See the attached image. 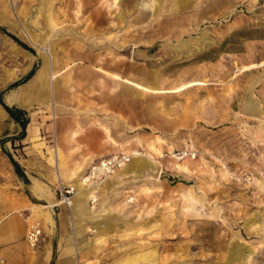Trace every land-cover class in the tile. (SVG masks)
Masks as SVG:
<instances>
[{
    "label": "rangeland",
    "instance_id": "rangeland-1",
    "mask_svg": "<svg viewBox=\"0 0 264 264\" xmlns=\"http://www.w3.org/2000/svg\"><path fill=\"white\" fill-rule=\"evenodd\" d=\"M154 1L0 0V206L29 197L45 237L12 160L74 184L140 152L151 165L86 200L85 264H264V0ZM5 106L27 112L26 131Z\"/></svg>",
    "mask_w": 264,
    "mask_h": 264
},
{
    "label": "crops",
    "instance_id": "crops-1",
    "mask_svg": "<svg viewBox=\"0 0 264 264\" xmlns=\"http://www.w3.org/2000/svg\"><path fill=\"white\" fill-rule=\"evenodd\" d=\"M29 83L23 87L27 86ZM21 89L22 87L20 90ZM31 101L33 100L29 102ZM29 102L27 104H29ZM26 105L22 106L26 108ZM31 132L32 130L29 129V137L32 136ZM58 158L59 156H56V168H59ZM23 167H26L27 171L32 174H40V177H49L47 178L48 184L50 183L48 185L47 182L39 180V177L36 175L33 177L34 180H31L27 171H24L27 180L32 183V186L35 181L41 185L38 192L39 195L33 191V196L44 202L40 215L44 218L42 219V223L45 227L46 234L37 250H30L26 242L28 220L29 215L31 212L35 211V206L37 205H35L29 197L24 196L20 197L18 201L15 202L12 197L13 195L10 196L6 193V198L0 206V264H83L88 258L86 249L87 242L84 236L87 234L86 229L89 225L88 217L90 215L83 214L82 211L78 214L76 212L78 210V208L76 209L78 187L75 182H77L78 179L74 178V185L77 188L74 206L68 208L64 205H57L56 195L53 188L50 187V185L56 183L59 176L63 179V175H61L60 172L56 177L52 176V174L45 175L44 173L46 172L43 170L45 166H43L41 162L36 161H29V164ZM89 193L90 190H88V199ZM49 201L53 202L55 206L52 208L46 207L49 205Z\"/></svg>",
    "mask_w": 264,
    "mask_h": 264
},
{
    "label": "bare ground",
    "instance_id": "bare-ground-1",
    "mask_svg": "<svg viewBox=\"0 0 264 264\" xmlns=\"http://www.w3.org/2000/svg\"><path fill=\"white\" fill-rule=\"evenodd\" d=\"M154 2L156 3V0ZM43 71H44L43 68H41L37 72V74L33 77L32 81L27 86L22 87V89L18 93L19 104L26 105L30 100L37 99L39 96L42 95L43 88H44V80H43L44 72ZM251 94H253V93H251ZM254 110H255V104L250 102L249 105L247 106V111L248 112H254ZM132 155L134 156V159L130 164L127 165V167H125V169L122 170V172H121L122 176H127V174H129V173H132V174L139 173V172L143 171L146 168V166L151 165V163H147L142 158L143 157L142 153L133 152ZM56 156H59V151L57 148L53 150V160H54L53 162H54L55 166H57ZM118 176H120V174L113 176V180L115 178H117ZM74 178L78 179V181L76 182L77 187H78V201H77L76 209L78 208V210L76 212L78 214V213H81V211H82L83 214L92 215L93 211L91 209H89L87 207V204H86V198L88 196V190H90L89 198H91L93 193L98 192V190L101 189V187H99V185H89V184L83 183V179L80 175L79 176L77 175L76 177L74 176ZM58 179H59V181L62 180L60 178V176ZM72 185L75 188L76 194H77L76 186L74 184H72ZM106 185L110 186L111 183L106 182ZM40 187H41V185L35 181L33 186H32V189L34 192H36L38 194ZM75 196H74V198H75ZM74 198L72 200V207L74 206ZM54 206H55V204H53V202H50L49 205L46 207L52 208ZM45 219H48V218H45ZM51 220H52V217H51ZM98 227H99V225H98ZM98 231L99 230H95V232H98Z\"/></svg>",
    "mask_w": 264,
    "mask_h": 264
},
{
    "label": "built area",
    "instance_id": "built-area-1",
    "mask_svg": "<svg viewBox=\"0 0 264 264\" xmlns=\"http://www.w3.org/2000/svg\"><path fill=\"white\" fill-rule=\"evenodd\" d=\"M131 161V156L124 153H117L90 166L86 174L83 176V183L89 185H97L107 177L114 175L122 170ZM57 194L59 202L57 205H65L68 208L72 207V200L76 195V190L72 184H66L63 180L59 181ZM97 202L94 198L92 203ZM44 240V231L41 224L37 221L31 222L28 225L26 242L31 250H36ZM2 264V263H1Z\"/></svg>",
    "mask_w": 264,
    "mask_h": 264
},
{
    "label": "trees",
    "instance_id": "trees-1",
    "mask_svg": "<svg viewBox=\"0 0 264 264\" xmlns=\"http://www.w3.org/2000/svg\"><path fill=\"white\" fill-rule=\"evenodd\" d=\"M12 38L21 46L25 47L26 49H29L27 48V46H25V44H23V42H21L18 38L12 36ZM33 76V72H31L26 78H23L17 82H15L14 84H12L9 88L10 89H14L24 83H26L28 80H30ZM5 110L7 111V113L9 114V116L11 118H13L16 122L20 123L22 128H23V131H26V128L29 124V118L26 117L27 116V112L23 109H19V108H11V107H8V106H5ZM25 136L24 132L21 136V139H23ZM12 163L15 167V169L17 170L18 174L21 175V177H25V174H23V171H22V168L20 166V164H18L17 162H15L14 160H12Z\"/></svg>",
    "mask_w": 264,
    "mask_h": 264
}]
</instances>
